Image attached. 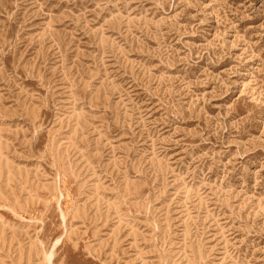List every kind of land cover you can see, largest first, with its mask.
<instances>
[{"label": "rangeland", "instance_id": "374dc122", "mask_svg": "<svg viewBox=\"0 0 264 264\" xmlns=\"http://www.w3.org/2000/svg\"><path fill=\"white\" fill-rule=\"evenodd\" d=\"M0 264H264V0H0Z\"/></svg>", "mask_w": 264, "mask_h": 264}]
</instances>
